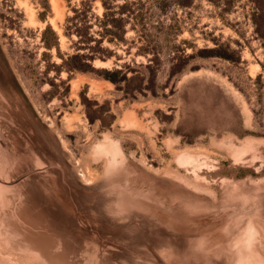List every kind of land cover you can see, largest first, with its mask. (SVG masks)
<instances>
[{
	"label": "rangeland",
	"instance_id": "obj_1",
	"mask_svg": "<svg viewBox=\"0 0 264 264\" xmlns=\"http://www.w3.org/2000/svg\"><path fill=\"white\" fill-rule=\"evenodd\" d=\"M134 1L63 65L80 0H0V264H264V0Z\"/></svg>",
	"mask_w": 264,
	"mask_h": 264
},
{
	"label": "trees",
	"instance_id": "obj_2",
	"mask_svg": "<svg viewBox=\"0 0 264 264\" xmlns=\"http://www.w3.org/2000/svg\"><path fill=\"white\" fill-rule=\"evenodd\" d=\"M90 1L92 0H80L77 6L72 7V14L66 18L67 24L64 29L66 35L72 33L76 35L75 53L67 56L62 60L63 65H92V61L98 57L102 60L106 58V54L103 53L101 47L102 39H106L109 42H118L122 40L126 26L129 28H135L136 25L144 28V13L137 4L138 1L134 0H121L117 3L116 0H99L102 12L100 15H89ZM254 4H257V0H253ZM152 6H156L161 10L164 6V1L154 0ZM92 17V19H90ZM93 25L96 27L94 29ZM50 30L47 26L43 32ZM96 34V36H95ZM138 39L144 43L138 51L146 54L148 51L152 52L155 56L156 46L151 42L149 35L143 34ZM46 46H50V43H45ZM141 49V50H140ZM152 55V56H153ZM144 67L150 70L149 65ZM74 69L83 70L81 67H73ZM176 70H172L175 72ZM102 77L109 80L115 85L117 90L122 91L124 94H129L134 97L135 92L142 93L143 88H132L130 85H122L126 83L131 77H127L123 67L103 69ZM143 94V93H142ZM150 94H155V91L150 89Z\"/></svg>",
	"mask_w": 264,
	"mask_h": 264
},
{
	"label": "bare ground",
	"instance_id": "obj_3",
	"mask_svg": "<svg viewBox=\"0 0 264 264\" xmlns=\"http://www.w3.org/2000/svg\"><path fill=\"white\" fill-rule=\"evenodd\" d=\"M29 14H30V12H29Z\"/></svg>",
	"mask_w": 264,
	"mask_h": 264
}]
</instances>
